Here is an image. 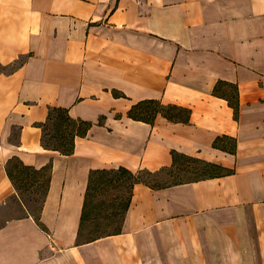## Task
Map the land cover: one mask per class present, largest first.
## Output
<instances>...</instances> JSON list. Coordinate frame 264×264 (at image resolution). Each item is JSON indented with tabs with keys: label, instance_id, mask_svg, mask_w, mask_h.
I'll return each instance as SVG.
<instances>
[{
	"label": "crops",
	"instance_id": "obj_1",
	"mask_svg": "<svg viewBox=\"0 0 264 264\" xmlns=\"http://www.w3.org/2000/svg\"><path fill=\"white\" fill-rule=\"evenodd\" d=\"M219 81L237 88V118ZM150 98L188 121L128 117ZM50 107L92 123L71 154L42 146ZM223 135L234 153L213 146ZM173 150L230 171L135 183L119 230L79 240L91 170L155 172ZM12 157L51 163L45 229L7 175ZM0 210V264H264V0H0Z\"/></svg>",
	"mask_w": 264,
	"mask_h": 264
},
{
	"label": "trees",
	"instance_id": "obj_2",
	"mask_svg": "<svg viewBox=\"0 0 264 264\" xmlns=\"http://www.w3.org/2000/svg\"><path fill=\"white\" fill-rule=\"evenodd\" d=\"M226 87V88H224ZM214 94L222 95L227 98L229 105L233 108L234 117L237 118L238 115V99H237V88L235 85L219 81L214 87ZM115 96H124L122 93L118 91H113ZM160 114L169 120L172 121H182L187 122L189 119V110L177 105H166L161 103L157 99H142L138 102L131 105L129 108L127 115L128 117L134 120L144 121L146 123L152 124L156 118V116ZM101 123V120H100ZM42 127V137L41 143L42 146L46 149L57 150L62 154H71L74 146V138L76 136H85L92 126V123L85 120L73 119L69 116L66 108L62 107H50L47 120L40 124ZM50 127V133H47V129ZM19 133V127H14L12 129L10 140L17 141ZM49 135V137H48ZM213 146L219 149H222L229 153H234L236 148V140L230 136H217L213 141ZM190 161L195 163V167L191 169L185 168L184 162ZM175 171L176 176H181L183 174H194L193 178H189L187 180L177 181L174 183H155L151 184L147 178L153 177L161 174L163 170ZM230 170L225 169L224 167L211 163L205 160H202L195 156H190L186 154L179 153L177 151H172V164L169 167H163L155 172H151L148 170H139L137 172H132L124 167H118L116 169H95L91 170L89 174V180L86 188L84 205L82 208V214L80 219V228L78 232V237L80 241H88L94 239V236L89 238H84V226L86 221L89 219V210L90 207L93 206L94 198L96 196V190L100 185H111L114 176L106 178L108 174H113L118 172L120 176L126 177L130 180L129 188L130 192L128 197L122 203V209L119 212L122 218L129 206L130 198H131V189L135 183H144L152 188H161L168 185L183 183L186 181H193L198 179H203L207 177H214L218 175H222L224 173L229 172ZM6 172L9 179L12 181L16 192L18 193V182H26L29 180L28 186H34L38 184H43L44 186V195L38 208L37 214L29 211L28 207L25 205L24 201L22 203L34 216L36 223L42 228L45 229L44 225L40 221V211L42 208L43 199L46 195V191L48 188L50 173H51V163L46 164L45 166L35 169L31 166L24 165L17 157H12L8 160L6 165ZM201 175H198L200 174ZM143 175H145L143 177ZM115 210H112L110 215H115ZM121 223V222H120ZM120 228V227H119ZM119 228L117 230H119ZM106 234V233H105ZM104 235V234H102Z\"/></svg>",
	"mask_w": 264,
	"mask_h": 264
},
{
	"label": "rangeland",
	"instance_id": "obj_3",
	"mask_svg": "<svg viewBox=\"0 0 264 264\" xmlns=\"http://www.w3.org/2000/svg\"><path fill=\"white\" fill-rule=\"evenodd\" d=\"M22 60L20 58L12 66L4 68V70L12 69L17 63ZM47 133H50V127L47 129ZM49 137V135H48ZM195 163L186 161L184 167L191 169L195 167ZM109 170V169H106ZM198 175H201L198 174ZM114 176V180L111 185L105 186L100 185L96 190V196L94 198L93 206L89 210V219L86 221L84 226V238L94 237L102 235L108 232L116 231L121 222V214L119 213L122 209V203L128 197L130 188V180L126 177H122L118 172L108 174L106 178ZM145 175H143L144 177ZM194 174H183L176 176L175 171L163 170L161 174L153 177H148L147 180L151 184L155 183H174L177 181L187 180L193 178ZM29 180L26 182H18V197L24 201L29 211L37 214L38 208L40 207L43 195L44 186L38 184L34 186H28ZM115 210V215H110L111 211ZM4 211L0 210V221H3ZM8 215V214H7ZM6 216V215H5Z\"/></svg>",
	"mask_w": 264,
	"mask_h": 264
}]
</instances>
